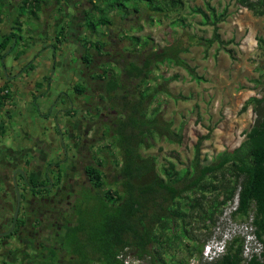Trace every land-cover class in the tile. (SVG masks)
<instances>
[{
	"label": "rangeland",
	"instance_id": "1",
	"mask_svg": "<svg viewBox=\"0 0 264 264\" xmlns=\"http://www.w3.org/2000/svg\"><path fill=\"white\" fill-rule=\"evenodd\" d=\"M67 1L48 0L43 2L40 7L38 17L35 18L29 16V14L23 15L15 26H12L11 22L7 29L2 28L3 25H0V42L4 37L3 34L6 35L10 32L15 33V37L19 33L23 37V41L30 42L29 48L22 47V52L18 51L17 56L20 58L17 60L13 58L14 52L9 54L10 50H15V46L10 47L9 44L6 49H1V55H7L4 60L6 65L3 64L4 61L0 58V69L2 68V71H4L3 66L10 68L14 65L27 66L29 62L31 63L36 58L41 66L30 70L28 72L29 77L31 80L37 81L40 75L45 73L44 58L53 54L58 55V52L51 47L43 46L55 42V35L61 26L66 32H76L78 27H81L79 22L83 20L82 8L91 9V4L87 0ZM184 1V8L180 11V16H183L185 21L175 26L172 25V21L176 16L174 13L168 14V16L153 14L142 6L137 12L114 10L111 15L112 24L108 28L104 29L102 27L96 33L91 31L85 33L90 40H94L100 35L106 43L101 54L96 55L94 49L90 51L95 54L92 55L94 57L91 62L101 65L102 69L101 79L95 83L94 91L99 90L98 93H100L103 100L97 99V101L106 106V120L101 119L102 124L98 135H101L102 132L104 134L102 138L91 145V153L87 154L86 149L83 152L80 150L77 170L70 169L68 173L72 177L76 176L79 180H85L86 183L92 185L91 177L88 180L85 179L87 171L84 168H86V163H94V166L102 171V185L100 188L105 191L109 186H116L110 184V181L112 174L116 172L121 162V153L111 136L110 127L124 115L121 101L118 98L111 99L106 95L104 80L106 81L108 75L112 72L121 77L115 94L118 97L123 96V100L124 96L127 97L129 94L131 97L136 98L140 96L141 92L149 91L160 84L159 82L168 91V94L158 93L154 99L148 102V115L152 116L155 110H159L162 118L173 122V128L181 127L182 139L172 141L164 137L154 136L153 139H150L151 145L140 149L143 155L153 154L157 157V167L166 164L167 160H173L178 167L189 162L193 154V144L197 137L207 132H209V137L201 144V156L206 155L211 158L225 148L231 149L238 145L244 138V132L254 124L257 113L252 108V102L249 103L246 109H242V106L252 96L260 97L263 94L264 41L259 39L264 37V15L254 14L250 9L237 4L236 0ZM77 2H80V4L77 5ZM12 3H14L12 7H6L5 9L8 20L10 18L12 20V17L17 15L18 3L16 0H12ZM207 3L215 7L217 20L214 24L210 19L208 23H202L201 15L192 13L193 8H200L209 13ZM222 12L224 14L220 16ZM215 27L220 38L224 41L223 45L214 42L211 46L205 47L198 42L199 36L212 37ZM29 36L32 38H29ZM191 36H194V41L190 40V38H193ZM16 40L18 44L20 42L19 38L17 37ZM177 43H180L181 47L179 56L185 63L194 67L197 74L203 77L201 81L192 79L183 66L165 62L153 65L144 78H137L133 81L128 79L124 69L128 62L140 65L146 61L151 51L160 50ZM61 48L68 51L67 59L63 70L61 66H56L49 72V75L56 78L52 90L54 91V87H56L72 93V88H64L63 85L81 81L77 69L72 65L73 62L74 64L77 63L76 57H79L82 48L78 47V51L76 45L69 46L68 44ZM49 63L51 64V61ZM98 69H93L91 72L92 78L96 76ZM18 75V72L15 73L13 79L18 78ZM162 76L169 78V80H163ZM10 77L7 76V78ZM44 84L46 88L48 83ZM97 84L99 88H97ZM3 86L5 88V84ZM29 86L25 85V87L14 90L12 86L8 85L5 89L9 97L16 93L20 98L22 97V100L30 98L31 101L20 105L25 110L20 118L17 120H14L15 117L11 119L12 129L8 130L11 131V134H0V160L2 158L3 162L0 165V170H3L4 165L12 164L13 157H18L17 154L24 153L19 150H10V147L14 144L17 146L15 137L18 136V132L15 133L13 129L17 124L24 128L18 129L19 134L27 130L32 137H43V132H46L48 126L52 130V120L44 117L46 109L41 110L39 108V103L43 101L41 96L36 95L34 98L33 95H30L29 92H35V87L33 83L31 87ZM101 87L104 88L101 89ZM43 90L44 88H39L36 94L43 92ZM52 97H46L45 100H51ZM59 105L61 106L62 102H59ZM85 105L88 106L89 103ZM5 109L4 104H2L0 106V120H8V117H10H7L8 114H6ZM40 110L44 113L42 114ZM55 143L57 141H54L56 147ZM6 153L9 156L6 157ZM20 160L23 161L22 158ZM10 170L11 167L5 168L0 176L10 180ZM10 187V183L7 182L0 184V190L4 188V190L10 191ZM84 194L82 193L83 196ZM249 215H252V213ZM236 218L244 221L246 216L237 214L235 215ZM193 232V244H204L213 234V227L209 230L196 229ZM177 255L187 259L185 264L204 263L196 252L194 255L189 256L188 253L181 250L178 251ZM121 259L124 264H149L147 258H138L132 248L122 251Z\"/></svg>",
	"mask_w": 264,
	"mask_h": 264
},
{
	"label": "trees",
	"instance_id": "2",
	"mask_svg": "<svg viewBox=\"0 0 264 264\" xmlns=\"http://www.w3.org/2000/svg\"><path fill=\"white\" fill-rule=\"evenodd\" d=\"M3 1L0 0V8L5 10L9 8L11 0L7 3ZM16 1L18 10L15 23L23 15L38 17L40 7L48 0ZM87 1L91 9L82 8L83 20L79 24L83 30L81 35L75 36L82 48L80 58L86 63L92 61V55L101 54L106 43L100 35L90 40L85 33H96L102 27L108 28L112 24L114 10L137 12L143 6L153 14L168 16L174 13L173 26L185 21L180 16L184 0ZM236 2L254 14L264 15V0ZM207 9L209 13L193 8L192 13L200 14L202 23H208L209 19L213 24L216 23L215 7L207 3ZM58 33L64 36V28L61 27ZM13 36V32L4 35L0 49H6ZM191 37L190 40H193L194 36ZM198 38V42L205 47L214 42L224 43L216 27L212 37ZM57 40L62 39L57 37ZM259 40L264 41V37ZM92 49L95 54L90 52ZM180 52V43L151 51L140 65L128 62L124 68L125 74L132 81L144 78L153 65L165 62L183 66L192 79L201 81L203 77L182 60ZM120 78L112 72L106 81L108 97L121 101L124 115L110 127L111 136L121 153V162L110 181L116 186H109L103 191L100 188L102 171L96 166L86 167L95 193L89 198V213L81 216L75 228L76 232L84 233L80 248L85 246L97 264H124L119 255L128 248L134 249L138 258H147L149 264H185L187 259L179 257L178 251H185L189 256L195 252L200 255L203 246V243L193 244V231L214 227L224 204L238 194L235 214L248 216L252 213L256 233L263 242L260 257L246 259L242 255V240L235 237L228 243L225 253L202 264H264V88L260 97L254 95L242 106V109H246L252 102L257 118L250 129L244 132V138L238 145L231 149L225 148L211 158L201 156V144L209 137L207 132L197 137L189 162L178 167L173 160H167L166 164L157 167V157L153 154L143 155L140 149L151 145L150 139L154 136L172 141L182 139L181 127L173 128V122L162 118L159 110H155L152 116L148 115V102L158 93L168 94V91L159 82L151 90L141 92L140 96L133 98L129 94L123 100V96L119 98L114 93L119 87ZM163 80L169 78L163 77ZM76 86L75 91L79 90L80 85ZM6 88V85L5 88L0 86V106L9 98ZM74 250L79 252L77 248Z\"/></svg>",
	"mask_w": 264,
	"mask_h": 264
},
{
	"label": "flooded vegetation",
	"instance_id": "3",
	"mask_svg": "<svg viewBox=\"0 0 264 264\" xmlns=\"http://www.w3.org/2000/svg\"><path fill=\"white\" fill-rule=\"evenodd\" d=\"M81 30L80 26L73 33L65 30L64 36L57 32L55 42L50 45L58 55L49 57L51 63L55 65L61 59L65 67L68 51L61 47L76 45L78 50L81 47L80 41L75 36ZM57 37L62 40L58 41ZM81 51L79 57H76L77 63L73 62L72 65L77 69L81 81L68 84V88L73 89L72 93L59 91L53 105H59V102L62 105H57L58 110L54 113L49 110L44 114V117L52 120L53 125L52 130L49 126L46 129L47 143L40 145L42 150L34 152L38 153L37 156L30 152L31 157L23 161L12 156L13 163L2 167L3 170L11 167L10 180L0 176V184L7 182L11 187L10 191L4 188L0 190V264H97L85 246L80 248L84 233L75 231L81 216H86L90 211L89 198L95 193V189L85 180L81 181L68 174L70 169L77 170L80 150L83 152L86 149L87 154L91 153V145L102 138L104 132L98 135L101 119L106 120V106L97 101L103 100L99 90L94 91L95 83L101 79V65L84 62L80 58ZM1 58L3 59V55ZM93 69L98 70L92 78ZM106 81L104 80V85ZM76 85H80L77 91ZM98 86L97 84V88ZM86 103L89 105L86 106ZM54 141H57L56 147ZM2 163L1 158L0 165ZM87 166H94V163L88 162L85 164ZM90 177L87 173L85 179ZM82 193H85L84 196Z\"/></svg>",
	"mask_w": 264,
	"mask_h": 264
},
{
	"label": "crops",
	"instance_id": "4",
	"mask_svg": "<svg viewBox=\"0 0 264 264\" xmlns=\"http://www.w3.org/2000/svg\"><path fill=\"white\" fill-rule=\"evenodd\" d=\"M4 3H7V2H9V0H5V1H3ZM12 4H14V3H12V0H11V4L9 5V7H12ZM9 10V9H8ZM7 21H6V20ZM15 15L12 17V20H11V18H10V20H8L7 19V13H6V11L4 10V8L2 7V8H0V25L2 26L3 25V27L2 28H8V25L12 22V26H15ZM6 21V22H5ZM5 23V24H4ZM11 33V32H10ZM5 34V33H4ZM4 34H3V36H4ZM33 34H34V32H33ZM20 34L18 33L16 36L18 37V38H20V44H17L16 42H17V40H15V38H17V37H13L10 41H9V46L10 47H12V45L13 46H15V50L14 51H11L10 49V53L9 54H11V53H13L14 52V55H13V58L15 59V60H17V59H19L20 57H18L17 55V53H18V51H21L22 52V50H23V48L22 47H27V48H29V46H30V42H26V41H23V38H21L20 36H19ZM29 38H32L31 36H29ZM50 43H52V42H50ZM15 44V45H14ZM43 47H47V48H53V46L52 45H50V44H46V45H44ZM53 50H55L54 48H53ZM0 54H1V49H0ZM23 55V54H22ZM35 55V54H34ZM33 55V56H34ZM7 55H5L4 54V56H3V61L5 60V57H6ZM33 56H32V58H33ZM50 57V56H49ZM49 57H46V58H44V61H43V67L45 68V73H43L42 75H40V78L37 80V81H33V79L31 80V78L29 77V75H28V72L30 71V70H32L33 68L35 69V68H39L41 65L36 61L37 59L35 58V59H33L32 60V62L30 63H28V65L27 66H24L23 68H21V66L20 65H17V66H12L11 68L10 67H7V66H5V71H1L0 70V86H2V85H9V86H12V88L14 89V90H17V88H19V87H25V85H27V87L29 86V85H31L32 86V83H33V86L35 87V92H29L30 93V95H33L34 96V98H35V96L36 95H38V96H41V99L43 100L41 103H39V108L42 110V109H46L47 111H49V110H51L50 112L52 113H54L55 111H57L58 110V107H57V105L58 104H56V105H53V100L54 99H56L57 98V94L59 93V91H65V90H62L61 88H56V87H54V91L52 90V88H53V85L55 84V82H56V78H54V76L53 75H49V72H50V70H53L56 66H61V68H62V70L65 68L64 67V65H63V63H62V61H61V59H59V60H57L56 61V64L54 65L53 63H49V61H50V58ZM38 59L40 58V57H37ZM3 64L4 65H6L5 64V61L3 62ZM22 71H23V73H22ZM19 73V77L18 78H16L15 80L13 79L14 77H13V75H15V73ZM7 76H11L10 78H7ZM24 79V80H23ZM11 80V81H10ZM44 83H48L47 84V87L45 88V84ZM31 86H29V87H31ZM63 87L65 88H67L68 87V85L65 83L64 85H63ZM39 88H44V90H43V92H40V93H37L36 94V92H38V89ZM30 89V88H29ZM48 89V90H47ZM16 92V91H15ZM53 96V97H52ZM46 97H52V99L51 100H45V98ZM22 98V97H21ZM20 98V96H18L16 93L13 95V96H10L7 100H5L4 102H3V104H4V107L6 108L5 109V111H6V114H8L7 115V117L8 116H10V117H8V120H7V122H5V120H0V129H5V130H1V133L0 134H2V132H5V135H9V134H11L10 132L11 131H8V130H10V129H12L11 128V125H10V122H11V119H13L14 117H15V119L14 120H17L18 118H20L23 114H24V109H23V107H20V105H23L25 102H27V101H31V99L30 98H28L27 100H22ZM10 103V104H9ZM21 103V104H20ZM52 104V105H51ZM59 106V105H58ZM20 107V108H19ZM40 110V112L43 114L44 112L43 111H41ZM45 110V113L47 112ZM11 114V115H10ZM8 122H9V127H8ZM5 123V124H4ZM9 128V129H8ZM14 130H15V133L16 132H18L17 134H18V136L17 137H15V140H16V143H17V146H15V144H14V146H12V147H10V150H12V151H20V152H24V153H19V156L22 158V159H29L30 157H31V155H32V153H34L35 151H40V150H42V148L43 147H40V145L41 144H44V143H47V140H46V136H47V134H46V132L44 133L43 132V134H44V136L43 137H39V136H35V138L34 137H32L28 132H27V130H24L23 132H20V134H19V131H18V129H24V128H21V126L20 125H16V127L15 128H13ZM1 136V135H0ZM20 137H21V140H20ZM20 145H22V146H20ZM24 145H25V147H24ZM21 149V150H20ZM30 152H32V153H30ZM35 154V156H37L38 155V153L36 154V153H34ZM18 155V154H17ZM18 156V157H19Z\"/></svg>",
	"mask_w": 264,
	"mask_h": 264
},
{
	"label": "built area",
	"instance_id": "5",
	"mask_svg": "<svg viewBox=\"0 0 264 264\" xmlns=\"http://www.w3.org/2000/svg\"><path fill=\"white\" fill-rule=\"evenodd\" d=\"M238 202L239 198L236 194L230 202L224 204L213 227V234L201 248L200 258L204 263L211 262L225 253L228 243L235 237L242 240V255L246 259L253 256L260 257L263 242L256 233L253 215L246 216L244 221L235 219Z\"/></svg>",
	"mask_w": 264,
	"mask_h": 264
},
{
	"label": "water",
	"instance_id": "6",
	"mask_svg": "<svg viewBox=\"0 0 264 264\" xmlns=\"http://www.w3.org/2000/svg\"><path fill=\"white\" fill-rule=\"evenodd\" d=\"M5 69V66H3V70ZM5 71V70H4ZM14 185H15V187H16V182H15V179H14ZM16 190H17V187H16ZM17 210H18V205L16 206V208H15V211H14V219H15V217H16V215H17Z\"/></svg>",
	"mask_w": 264,
	"mask_h": 264
}]
</instances>
